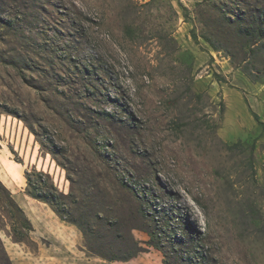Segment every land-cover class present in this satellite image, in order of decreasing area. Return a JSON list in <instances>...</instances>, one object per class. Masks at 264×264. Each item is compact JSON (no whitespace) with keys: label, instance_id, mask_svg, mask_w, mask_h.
<instances>
[{"label":"rangeland","instance_id":"374dc122","mask_svg":"<svg viewBox=\"0 0 264 264\" xmlns=\"http://www.w3.org/2000/svg\"><path fill=\"white\" fill-rule=\"evenodd\" d=\"M0 181L11 264H264V0H0Z\"/></svg>","mask_w":264,"mask_h":264},{"label":"trees","instance_id":"16d2710c","mask_svg":"<svg viewBox=\"0 0 264 264\" xmlns=\"http://www.w3.org/2000/svg\"><path fill=\"white\" fill-rule=\"evenodd\" d=\"M251 149H253V145H251ZM23 175L26 183V195L29 198L48 206L62 221L76 225L72 217V208L68 202L70 195L59 193L48 174L31 169L25 170ZM140 192L143 195H139L137 190L134 191L136 197L141 199V205L143 207V205L146 204L145 199H143L146 193L141 189ZM148 214V209L144 210V207L141 213H137L139 219H144L143 217L148 218ZM78 227L85 240H87L88 232H86V228L82 226ZM131 228L142 232L144 231L150 239V245L157 247V244L154 242L155 234L150 229L144 230L139 224L131 226ZM32 231V225L26 217L23 209L15 201L10 190H8L0 181V232H3L13 243L27 244L29 234ZM0 264H11L5 252L1 238Z\"/></svg>","mask_w":264,"mask_h":264},{"label":"bare ground","instance_id":"6f19581e","mask_svg":"<svg viewBox=\"0 0 264 264\" xmlns=\"http://www.w3.org/2000/svg\"><path fill=\"white\" fill-rule=\"evenodd\" d=\"M12 173V172H11ZM13 174V173H12ZM14 175V174H13Z\"/></svg>","mask_w":264,"mask_h":264}]
</instances>
